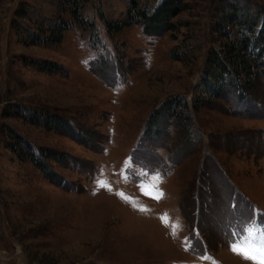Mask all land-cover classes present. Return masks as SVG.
Returning <instances> with one entry per match:
<instances>
[{"label": "rangeland", "instance_id": "1", "mask_svg": "<svg viewBox=\"0 0 264 264\" xmlns=\"http://www.w3.org/2000/svg\"><path fill=\"white\" fill-rule=\"evenodd\" d=\"M185 1L175 30L147 34L107 28L131 0H81L86 23L51 44L66 0H0V264H255L230 245L264 243V69L208 97L228 0ZM238 1L264 16V0ZM178 95L189 124L153 117ZM38 110L72 123L36 125ZM25 142L65 154L48 160L60 182L18 155Z\"/></svg>", "mask_w": 264, "mask_h": 264}, {"label": "trees", "instance_id": "2", "mask_svg": "<svg viewBox=\"0 0 264 264\" xmlns=\"http://www.w3.org/2000/svg\"><path fill=\"white\" fill-rule=\"evenodd\" d=\"M66 3L67 6L69 5L66 10L73 16V20L62 19L57 25L54 24L49 30L50 35L45 39V42L59 43L63 40L64 32L72 26L73 22L76 21L81 25L86 23L81 12L83 6L81 0H66ZM187 7L188 4L185 0H161L155 7L149 6L147 2L142 4L141 0H131L125 19L115 22L107 21L106 24L110 32H121L126 27L141 25L147 34L163 33L177 28L174 18ZM252 11L251 8L245 7L238 0L226 2L218 23V30L223 36L224 42L220 48H212L206 59L207 69L203 75V84L204 92H209L207 93L208 97L218 96L216 91L212 89L217 83H220L222 88L226 82L231 80L244 91L251 85L254 77L262 74L264 69V16ZM102 16L104 17V15ZM234 27H237V35L233 37L231 29ZM55 65L42 66V69L53 71ZM207 99L205 95H198L194 98V105L199 109L206 104L203 100ZM193 107L192 104L190 106V103L178 95L166 101L160 110L158 108L153 117L158 118L162 110L166 117H176L181 121L183 119L187 125L189 124L190 113L195 110ZM30 121L48 129H54L55 126L59 125L69 127L72 123L69 117L55 115L45 110L34 111ZM25 143L27 144V142ZM26 147L23 152L16 148L14 150L21 158L27 157L33 161L51 181L60 182L62 180L59 174L52 169L48 160L55 159L65 162L64 153L47 149L37 154L28 144Z\"/></svg>", "mask_w": 264, "mask_h": 264}, {"label": "snow or ice", "instance_id": "3", "mask_svg": "<svg viewBox=\"0 0 264 264\" xmlns=\"http://www.w3.org/2000/svg\"><path fill=\"white\" fill-rule=\"evenodd\" d=\"M249 236H251V232ZM230 247L234 253L241 255L245 259L254 261L255 264H264V243L254 245L249 239L245 238L234 241Z\"/></svg>", "mask_w": 264, "mask_h": 264}]
</instances>
